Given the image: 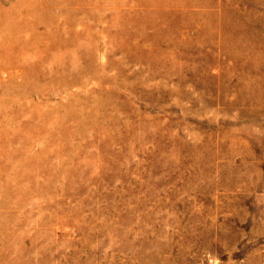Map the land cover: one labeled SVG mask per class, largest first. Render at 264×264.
I'll return each instance as SVG.
<instances>
[{"label": "rangeland", "instance_id": "374dc122", "mask_svg": "<svg viewBox=\"0 0 264 264\" xmlns=\"http://www.w3.org/2000/svg\"><path fill=\"white\" fill-rule=\"evenodd\" d=\"M91 1L0 0V264H264V0Z\"/></svg>", "mask_w": 264, "mask_h": 264}, {"label": "bare ground", "instance_id": "6f19581e", "mask_svg": "<svg viewBox=\"0 0 264 264\" xmlns=\"http://www.w3.org/2000/svg\"><path fill=\"white\" fill-rule=\"evenodd\" d=\"M81 1V0H80ZM94 0H92L91 2H93ZM96 2H98V1H96ZM116 3V2H115ZM66 4V3H65ZM86 4V3H85ZM91 4V3H90ZM94 4V3H93ZM98 4V3H97ZM144 4H146V3H144ZM148 4V3H147ZM95 5V4H94ZM149 5V4H148ZM175 5V4H174ZM85 6V5H84ZM87 6V5H86ZM85 6V7H86ZM93 6V5H92ZM199 6V5H198ZM91 6L89 5V8H90ZM97 7V6H96ZM96 7H94V8H96ZM141 7V6H140ZM87 8H88V6H87ZM88 8V9H89ZM92 8V7H91ZM94 8H92V9H94ZM117 8V7H116ZM151 8V7H150ZM198 8V7H197ZM201 8H203V7H201ZM200 10V9H199ZM203 11V10H202ZM200 12H201V10H200ZM204 12V11H203ZM206 12V11H205ZM145 13H147V12H145ZM142 14V13H141ZM144 14V13H143ZM196 14V13H195ZM197 15H199V13L197 14ZM206 15V14H205ZM206 16H208V15H206ZM22 17V16H21ZM20 17V18H21ZM156 17V16H155ZM155 17H152V18H154L155 19ZM146 18H147V16H146ZM151 19V18H150ZM202 20H204V18L202 19ZM152 21V20H151ZM199 21V20H198ZM156 22V21H155ZM162 22V21H161ZM2 23V22H1ZM209 23L210 24H212L210 21H209ZM226 23V22H225ZM224 22H223V24L222 23H220L218 20L216 21V28L218 27V28H221V27H223V28H229V23H226L225 24ZM150 24H152V23H150ZM209 24V25H210ZM153 25V24H152ZM206 25V24H205ZM208 25V24H207ZM44 26V25H43ZM42 26V27H43ZM142 26V25H141ZM139 27V26H138ZM114 28H115V26H114ZM119 28V27H118ZM215 28V27H214ZM138 29V28H137ZM117 30V29H116ZM142 29H140V31H141ZM130 31V30H129ZM186 31H188V30H185V31H183V32H186ZM78 32V31H77ZM11 33H13V32H11ZM127 33V32H126ZM15 34V33H14ZM130 34V33H129ZM18 35V34H17ZM128 35V34H127ZM45 37V36H44ZM77 37V36H76ZM47 38H49V36L47 37ZM125 38V37H124ZM126 39V38H125ZM127 40V39H126ZM245 41V40H244ZM243 40H242V42H244ZM129 42V41H128ZM34 43V42H33ZM246 43H247V45L250 47V48H252L251 46H254V44H249V42L248 41H246ZM31 44V43H30ZM244 44V43H243ZM88 46V45H87ZM14 50V52H15V49H13ZM59 51H61V50H59ZM13 52V51H12ZM11 52V53H12ZM10 53V54H11ZM60 53V52H59ZM70 53V52H69ZM22 54H23V52H22ZM12 71H14V70H12ZM21 71V70H20ZM17 74V73H16ZM19 75V74H18ZM28 77V76H27ZM19 79V78H18ZM37 79V78H36ZM21 80H24V79H21ZM40 80V79H39ZM20 86V85H19ZM19 88V87H18Z\"/></svg>", "mask_w": 264, "mask_h": 264}]
</instances>
